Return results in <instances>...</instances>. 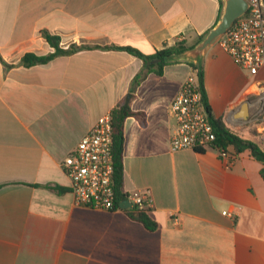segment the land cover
Masks as SVG:
<instances>
[{
	"label": "crops",
	"instance_id": "obj_1",
	"mask_svg": "<svg viewBox=\"0 0 264 264\" xmlns=\"http://www.w3.org/2000/svg\"><path fill=\"white\" fill-rule=\"evenodd\" d=\"M221 10L222 0H0V264H264V163L233 147L230 166L213 149L172 151L168 111L197 65L213 118L264 143V70L249 75L218 44L161 76L127 51L96 48L196 45ZM44 32L89 48L22 65L54 51ZM122 105L145 115L124 124L123 189L147 195L154 231L131 207L76 206L60 166Z\"/></svg>",
	"mask_w": 264,
	"mask_h": 264
},
{
	"label": "built area",
	"instance_id": "obj_2",
	"mask_svg": "<svg viewBox=\"0 0 264 264\" xmlns=\"http://www.w3.org/2000/svg\"><path fill=\"white\" fill-rule=\"evenodd\" d=\"M246 1L249 4L247 12L233 23L217 44L241 69L255 76L264 70V0ZM259 100L264 103V91ZM168 111L173 120L172 151L213 149L228 166L232 164L236 155L232 147L214 146L216 133L194 76L184 81ZM257 115L258 111L252 119ZM112 136L111 114H107L98 119L61 162L76 206L99 211L121 209L115 204ZM126 200L131 203L130 207L138 205L145 210L150 206L146 194L130 195Z\"/></svg>",
	"mask_w": 264,
	"mask_h": 264
},
{
	"label": "trees",
	"instance_id": "obj_3",
	"mask_svg": "<svg viewBox=\"0 0 264 264\" xmlns=\"http://www.w3.org/2000/svg\"><path fill=\"white\" fill-rule=\"evenodd\" d=\"M43 37L46 42L54 49V51L47 55H36L34 53H27L23 56L21 63L26 67H31L38 64H46L53 60L55 57L60 55H68L75 53L76 51L89 48L88 46H77L70 45L67 49H64L61 45V40L57 36H53L48 32L43 33ZM203 36L198 38L199 42ZM195 45L188 46L185 41L177 42L173 47L157 51L154 55H144L139 51L132 49L130 47H100V49H115L127 51L140 59L143 60L145 68L148 71L154 72L156 75L161 76L164 67L169 64V57L174 54L180 53L186 49L192 48ZM158 60V62H154ZM197 71V84L202 93L203 100L210 117V121L214 127L216 133V141L214 146L219 148L233 147L236 153H242L249 151L251 156L258 161L264 163V143L260 141L262 136L255 130H249L247 135H243L238 131H235L227 127L221 119L213 118L211 114L210 106L207 102L206 92L203 82V72L199 66H195ZM140 79L137 75L136 82ZM111 120L113 129V159H114V194H115V204H119L127 199L130 195L124 192V168H123V150H124V124L128 117H136L140 121L144 122L145 115L141 112H134L129 106H119L118 108L112 110ZM197 152H204L205 150L196 149ZM132 219L141 222L148 230L154 231L157 229V224L151 220L148 215V209H140L138 205L125 210Z\"/></svg>",
	"mask_w": 264,
	"mask_h": 264
},
{
	"label": "water",
	"instance_id": "obj_4",
	"mask_svg": "<svg viewBox=\"0 0 264 264\" xmlns=\"http://www.w3.org/2000/svg\"><path fill=\"white\" fill-rule=\"evenodd\" d=\"M248 8L249 4L246 0H222V10L216 24L194 47L172 55L169 57V61L199 63L209 49L218 43L233 23L247 12ZM128 97L126 98V105L128 104ZM249 103L250 101L248 100L244 106H247ZM130 206L131 203L128 200L120 203V207L123 209H127Z\"/></svg>",
	"mask_w": 264,
	"mask_h": 264
},
{
	"label": "rangeland",
	"instance_id": "obj_5",
	"mask_svg": "<svg viewBox=\"0 0 264 264\" xmlns=\"http://www.w3.org/2000/svg\"><path fill=\"white\" fill-rule=\"evenodd\" d=\"M262 75H264V71L262 72Z\"/></svg>",
	"mask_w": 264,
	"mask_h": 264
}]
</instances>
